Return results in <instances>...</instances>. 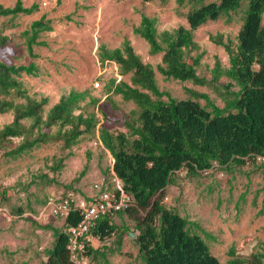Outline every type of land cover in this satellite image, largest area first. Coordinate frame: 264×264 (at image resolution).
Wrapping results in <instances>:
<instances>
[{"label":"trees","instance_id":"trees-1","mask_svg":"<svg viewBox=\"0 0 264 264\" xmlns=\"http://www.w3.org/2000/svg\"><path fill=\"white\" fill-rule=\"evenodd\" d=\"M245 1L246 14L236 47L231 39L225 41L223 34L210 37L225 47L230 66L224 67L217 61L212 78L208 79L198 73L204 52L196 53L200 46L194 39V31L208 21L236 12ZM177 2L180 5L194 2L186 14L188 26L180 25L159 32L156 17L143 14L140 24L133 29L149 43L152 55L164 53L156 68L142 61L128 39L114 49L101 46L103 61H115L123 75L132 74L130 82L111 78L107 92L134 101L140 111L138 124H129V133L114 134L107 128L100 129V139L114 157L116 177L123 183L124 190L133 196L134 204L100 218L92 232L103 239L113 233L116 235L119 228L113 215L127 214L136 222L133 233L144 264H221L208 241L191 230L189 220L176 209L166 207L162 200L167 186L173 183L174 174L181 169H187L191 175H198L216 165L229 170L248 163L256 164L258 156L264 154V0ZM38 9L37 3L26 6L23 0H16L13 6L0 2V17L30 15ZM53 28L52 20L42 16L23 31L24 43L31 56H36L35 45L46 44L39 40L42 34L53 31ZM8 49L12 57H18L16 45L0 31V114L13 113V120L0 129V157L17 159L54 142L71 150L84 137L96 134L99 123L96 113L81 105L91 97L88 90H70L47 108L49 97L31 94L20 80L23 74L39 75V65L2 60L1 54ZM156 70L167 79L192 81L214 88L226 76L239 86V90L230 92L232 99L225 97L224 107L215 104L206 94L202 97L207 100V105L193 98L178 100L170 92L160 89ZM222 86L230 89L233 83ZM164 96L168 100H164ZM91 102L96 104L98 100L91 97ZM15 138L19 142L11 146L10 142ZM88 157L90 159V155ZM63 161V158L55 160L52 169L59 171ZM86 170L87 166L81 175ZM48 201H43V205ZM17 210L24 211L21 206ZM81 220V214L72 210L64 221V229L47 226L53 231L54 241L46 249L47 259L42 264H75L67 247V229L78 225ZM118 244H121V235ZM109 249L108 245L90 246L89 261L102 258L105 264H109ZM230 256L228 264H264V244L247 257L232 248Z\"/></svg>","mask_w":264,"mask_h":264},{"label":"rangeland","instance_id":"rangeland-1","mask_svg":"<svg viewBox=\"0 0 264 264\" xmlns=\"http://www.w3.org/2000/svg\"><path fill=\"white\" fill-rule=\"evenodd\" d=\"M23 1L26 6L37 3L39 9L30 15L0 17L1 33L8 36L18 49V57H12L8 49L1 54V59L16 64L35 62L39 65V75L23 74L20 80L31 94L49 97L47 108L70 90H88L98 102L89 103L91 97H88L81 105L94 111L99 123L94 136L84 137L71 150L63 149L60 142H54L17 159L0 157V264H42L47 259L46 249L54 241L53 231L47 226L64 229L63 219L54 215L50 207L45 209L47 204L43 205L53 191L73 189L88 194L117 184L114 157L102 143L99 132L101 128H107L114 134L129 133V124H138L140 108L120 94L107 92L111 78L130 82L132 74L123 75L115 61L103 63L101 46L114 49L128 39L142 61L156 68L164 53L152 55L149 43L133 29L140 24L143 14L156 17L159 32L180 25L188 26L186 14L194 6V2L180 5L177 0ZM210 1L215 0H205ZM0 2L13 6L16 0ZM246 5L245 1L236 12L208 21L194 31V39L200 46L196 53L204 52L199 74L211 79L217 61L224 67L230 66L225 47L210 37L223 34L224 40L231 39L236 47ZM42 16L51 19L54 28L42 34L39 40L46 44L35 45L36 56L33 57L24 43L23 31ZM156 78L160 89L170 92L172 97L178 100L193 98L202 105L208 103L202 94L224 107L225 97L232 99L230 92L239 90V86L226 76L221 78L217 88L167 79L158 70ZM98 81L99 87L95 86ZM228 82L233 83L230 89L222 86ZM163 99L168 100V97ZM12 120V112L0 114V129ZM18 142L19 139L15 138L10 144L15 146ZM62 158L63 167L54 171V161ZM86 166V173L81 175ZM263 186L264 163L261 161L229 170L216 165L208 174L203 171L191 175L187 169H181L164 191L162 202L185 216L191 230L208 241L221 264H228L232 248L247 257L264 244ZM19 206L24 209L21 213L17 210ZM113 221L118 225L119 233L108 245L109 264H144L136 236L129 234L135 231V220L127 214H115ZM120 235L121 244H118ZM89 264H105V261L102 258L90 259Z\"/></svg>","mask_w":264,"mask_h":264},{"label":"built area","instance_id":"built-area-1","mask_svg":"<svg viewBox=\"0 0 264 264\" xmlns=\"http://www.w3.org/2000/svg\"><path fill=\"white\" fill-rule=\"evenodd\" d=\"M105 62L107 64L111 61L105 60L103 63ZM95 86L99 87L100 82H96ZM258 161L264 163V154L258 156ZM211 170L212 168L206 169L204 172L208 174ZM133 204V196L124 190L123 183L118 179L115 187L108 186L90 194H81L73 189L53 191L45 209L50 207L51 212L62 219H66L72 210L81 214V222L67 229L69 232L67 247L75 264H88L89 247L99 248L109 245L112 237L115 236L113 233L112 236L103 239L92 232L93 226L100 218L125 210Z\"/></svg>","mask_w":264,"mask_h":264},{"label":"water","instance_id":"water-1","mask_svg":"<svg viewBox=\"0 0 264 264\" xmlns=\"http://www.w3.org/2000/svg\"><path fill=\"white\" fill-rule=\"evenodd\" d=\"M131 236H132V237H135V233L131 232Z\"/></svg>","mask_w":264,"mask_h":264},{"label":"crops","instance_id":"crops-1","mask_svg":"<svg viewBox=\"0 0 264 264\" xmlns=\"http://www.w3.org/2000/svg\"><path fill=\"white\" fill-rule=\"evenodd\" d=\"M102 143H103V142H102ZM92 192H93V191H91L90 193H92ZM90 193H88V194H90ZM64 221H65V220L63 219V223H64Z\"/></svg>","mask_w":264,"mask_h":264},{"label":"bare ground","instance_id":"bare-ground-1","mask_svg":"<svg viewBox=\"0 0 264 264\" xmlns=\"http://www.w3.org/2000/svg\"><path fill=\"white\" fill-rule=\"evenodd\" d=\"M65 220V219H64Z\"/></svg>","mask_w":264,"mask_h":264}]
</instances>
